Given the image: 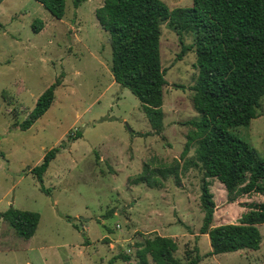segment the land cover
<instances>
[{"label": "rangeland", "instance_id": "rangeland-1", "mask_svg": "<svg viewBox=\"0 0 264 264\" xmlns=\"http://www.w3.org/2000/svg\"><path fill=\"white\" fill-rule=\"evenodd\" d=\"M162 1L169 9L192 4ZM103 2L64 0V13L57 19L36 0H0V212L12 205L40 214L28 240L0 218V264H127L120 254L136 264L137 245L155 235L177 243L174 256L182 263L191 251L201 256L198 264H264V224L258 226L259 249L207 255L209 237L200 233V166L182 170L179 185L173 176L159 188L128 182L153 158L152 166L179 159L193 129L189 121L200 116L190 89L198 73L194 35L181 36L193 47L175 61L180 38L166 22L160 26L167 81L164 129L160 135H146L151 128L139 100L111 73L109 35L94 14ZM35 19L43 21L38 33L32 30ZM57 77L61 84L51 106L28 129H19L17 124ZM257 113L248 126L231 131L263 156L264 95ZM76 132L81 136L70 140ZM61 143L65 147L43 174L47 194L30 171ZM194 146L187 158L193 157ZM206 180L215 203L211 227L238 223L252 204L264 201L263 195L229 193L216 178Z\"/></svg>", "mask_w": 264, "mask_h": 264}, {"label": "trees", "instance_id": "trees-1", "mask_svg": "<svg viewBox=\"0 0 264 264\" xmlns=\"http://www.w3.org/2000/svg\"><path fill=\"white\" fill-rule=\"evenodd\" d=\"M36 1L55 18L62 17L64 0ZM94 14L109 35L113 79L139 100L151 128L146 135H160L164 129L163 87L167 81L159 49L161 24L166 22L180 38L181 50L175 61L195 47L198 73L190 89L192 105L200 116L189 121L193 129L186 134L180 158L169 165L158 162L152 166L153 158L128 182L159 188L164 179L173 176L179 185L182 170L200 166L204 176L200 233L209 237L211 250L207 255L259 249L262 236L258 226L264 224V201L252 204L238 223L211 227L215 203L206 178H216L229 193L264 196V155L231 131L248 126L259 115L257 108L264 95V0H192L191 6L172 9L162 0H104ZM42 28L43 21L35 19L32 30L38 33ZM185 33L194 35L193 46L183 43ZM60 84L57 77L37 97L27 117L17 124L19 129H28L48 110ZM80 136L76 132L69 137L75 140ZM193 143L194 155L187 158ZM61 147L64 143L46 151L30 171L47 194L50 189L43 185V174ZM0 218L18 237L28 240L36 231L40 214L10 205L0 212ZM176 250L177 243L171 237H148L137 245L136 264H198L201 259L197 252L192 255L187 251L182 263L174 256ZM119 257L130 264L129 256Z\"/></svg>", "mask_w": 264, "mask_h": 264}]
</instances>
